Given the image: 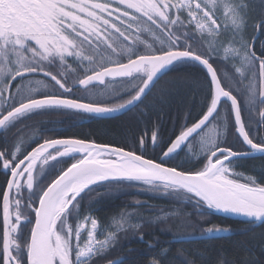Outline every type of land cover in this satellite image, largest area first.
Instances as JSON below:
<instances>
[{
  "label": "snow or ice",
  "instance_id": "1",
  "mask_svg": "<svg viewBox=\"0 0 264 264\" xmlns=\"http://www.w3.org/2000/svg\"><path fill=\"white\" fill-rule=\"evenodd\" d=\"M112 4L113 0H0V128L42 106H67L95 113L123 109L143 95L159 69L178 58L193 59L205 66L213 89L209 108L191 126L182 127L179 136L158 159L140 150L149 138L147 132L139 138L136 149L111 147L83 139H47L22 159L18 146L11 153L7 149L0 150V167L10 176L4 189L0 190V264H91V260L104 254L109 246L115 247L120 236L109 233L104 240L98 239L96 219L85 217L91 227L83 246L80 238L84 225L74 228L66 221L67 210L78 206L77 198L85 189L108 180H131L156 186L163 192L186 190V199L194 202L196 210L207 206L264 221V183L251 176L241 182L239 174L227 163L237 153L223 143L227 134L226 121H218L219 131L213 123V139L206 142L203 154H207V162L202 168L190 170L165 163V158L183 143L201 134L200 130L217 111L223 98H230L238 135L251 149L264 152V142L249 135L242 113V99L249 104L264 100V49L257 55L255 38L235 41L240 48L231 49L232 54L257 69L256 83L240 86L239 81L233 82L229 76L219 74L218 66H214V48L195 41L190 31L181 35L171 31L180 20L179 16L170 18L172 8L187 9L189 23L195 21V27L201 33L220 34L222 30H230L208 4L202 6V0L196 3L178 0L175 5L168 0H119V5H126L124 11ZM246 7L249 3L240 5L237 15L226 12L227 5L224 6L222 15L225 20H231L236 33H242L246 28L245 16L241 15ZM128 10L141 13L148 22L169 32L167 43L161 41L166 47L154 49L148 45L147 52L133 55V47L140 39L137 35L128 43L129 34L133 32V25L139 23V18ZM262 25L264 20H259L254 28L260 30ZM112 56H126L127 62L113 60ZM54 57L64 62L68 57L82 58L89 66L79 79L85 87L94 82H105L106 77L123 80L144 73L146 78L131 84V88L136 89L134 95L111 105H95L65 96L38 98L25 95L24 79L32 73L44 72L43 62ZM47 75L64 91L72 90L62 75L50 72ZM115 94L119 95L118 92ZM262 106L264 104L260 105L256 115L264 119ZM158 138L159 129L154 127L151 140L156 143ZM74 151L82 153L83 158L44 187L39 199L34 201L31 190L37 162L46 164ZM25 191L29 193L27 197L23 195ZM23 224L32 225L27 239L22 234ZM206 231L212 233L223 229L208 228ZM139 238L143 239L142 233ZM155 246L149 244V248ZM161 256L146 259L143 264H163ZM105 264L116 262L106 260ZM187 264H195V261H187Z\"/></svg>",
  "mask_w": 264,
  "mask_h": 264
},
{
  "label": "trees",
  "instance_id": "2",
  "mask_svg": "<svg viewBox=\"0 0 264 264\" xmlns=\"http://www.w3.org/2000/svg\"><path fill=\"white\" fill-rule=\"evenodd\" d=\"M185 20L180 19L177 22L180 33L190 31L195 41H202L205 47L214 48V61H221L227 67L226 70L219 71V74L227 75L231 81H239L240 86H244L245 81L235 73L231 62L222 59L225 42L222 35H217L215 40L211 41L208 36L204 35L203 37L199 34ZM45 75L43 72H36L26 77L23 81L25 95L29 93H33L34 97L53 95L54 85L52 83L48 82L45 87L42 85L41 80L51 79ZM208 79L207 73L193 61L181 60L175 64L167 76L160 80L150 98H147L144 104L136 108L133 113L117 118L100 119L90 117L84 112L71 108L44 107L27 113L10 125L13 127L26 126L34 130L49 126L65 127L69 131L64 133V136L78 137L97 144H107L111 147L124 146L132 149L139 146V138L147 132L149 138L140 150L145 155L158 159L160 153L179 134L185 121H187V125L196 122L209 108L212 98V85ZM89 88L87 87V89ZM98 101L103 102L101 99ZM117 102H121V99ZM36 113L40 114L35 118L31 117ZM226 119L229 121L227 124L233 127V120L228 116ZM174 121L178 124L177 131L171 132ZM157 126H159L160 137L156 143H153L151 133L153 128ZM49 135L53 136L51 133ZM226 139H230V137ZM189 154V150L171 153L165 158V163L169 166H178L190 170L200 169L205 165L206 162H200L193 157L190 159ZM231 166L235 171L242 172L244 170L248 174L260 176L259 173H264V155L245 160L242 164L238 161L233 162ZM130 184L134 186L128 188ZM139 186L143 189H139ZM4 187L0 190H3ZM150 188L156 189V186L131 180L97 185L89 190L92 195L89 196L87 193L83 195L87 202L92 203L93 213L90 211L85 213L86 204L83 203L84 206L80 204V213L76 211V217L79 214L82 217L91 214L98 219L103 229H109L114 222L119 223L120 225H114L113 229L120 228L118 235L123 242L122 249L129 241L141 239L139 238L140 233L143 234V239L160 241L166 247L163 253H158L163 255L161 256L163 264H187V261H195V264H222V262L223 264H264V223L256 226L250 222L219 218L205 206H201V209H206L208 212L199 215L194 202L186 199L188 194L185 190L163 192L159 189L149 190ZM136 200L142 202L139 211L133 210L134 207L139 208L138 205L133 204L131 206L129 204V201ZM166 208L170 210H166ZM174 214H180L185 219L195 218L199 221L198 225L189 228L183 226L177 230L180 231V234L164 230L161 227V219ZM187 225L188 223L185 224V226ZM218 226L230 228L234 234L213 239L173 241L175 237L197 235L209 227ZM160 229L166 232L164 237L159 231ZM157 235L159 236L157 237ZM146 244L149 245L150 243L146 242ZM118 251L119 248L116 250L117 253H114L113 250H107L104 254L92 259L91 264H105L106 260H111L117 254L123 253L122 250ZM130 255L133 256L130 260L120 264H143L149 258L147 255L140 256L138 253ZM182 258L185 260L182 261Z\"/></svg>",
  "mask_w": 264,
  "mask_h": 264
},
{
  "label": "flooded vegetation",
  "instance_id": "3",
  "mask_svg": "<svg viewBox=\"0 0 264 264\" xmlns=\"http://www.w3.org/2000/svg\"><path fill=\"white\" fill-rule=\"evenodd\" d=\"M100 2H104V0H100ZM248 3L250 6L249 9H247V11L245 10L244 13H241V15L245 16V20H246V28L242 33H236V30L234 28H232L230 21L225 20L223 18V15H222L223 13L221 14V21L220 22L225 25L226 29H230V30H222L220 33L222 35V39L225 41V43L223 44V50H226L227 52L229 51L230 53H232L231 49H233V48L239 49L240 48V44L235 42V41H238L240 39L251 40L252 38H255L254 46H255V50H256L257 54H260V50L264 49V25H262L261 29H260V33L262 36L260 39H257L255 37V35L253 34V29L257 30L256 28H254V25H258L259 20H264V0H244L243 4L241 3V0H239L238 2H234V4H236L238 7L240 5L241 6L248 5ZM171 4H173V3H171ZM112 6L114 8L119 6L121 11L127 10L126 5H119V0H113ZM239 10H240V8H239ZM128 11L130 12L131 15L137 16L139 18V23L136 25H133V32L130 34L131 35L135 34L136 36L138 35L139 37H143L146 40L144 42H138L136 45H134L133 53H132L133 55L142 54V53L147 52V50H148L147 46L148 45H152L154 49L166 47V45H161V41H164L165 44L167 43L168 37H169V32L164 31L162 28L158 27L156 24H152L151 22H148L147 17H144L141 13H136L135 10H128ZM169 15H170L171 19H176V17L179 16L178 13L175 12L174 8H172L170 10ZM171 31L175 32L176 35H181L179 26H177V25L173 26ZM232 31H235V34H237V37L234 40L230 41V40H228V34ZM129 42H130V39H129L128 43ZM120 60H124L123 62H127L126 56H124V58H120ZM50 61L51 62H49L48 64H45L47 66V68H46L47 70L45 69V72H47V73L50 72V73L56 74L57 76L62 75L65 78L66 83H68L71 86V89L75 85L80 84L79 79L83 78L87 68L89 67L86 64V62L83 61L82 58L79 60L71 61V57H68L66 62H64V61H61L59 58L54 57V58H51ZM54 61L57 62L58 67H56V65L54 64ZM237 63H239L241 66H244V62L240 58H237ZM110 66H112V65H110ZM252 66H254L256 68L255 65H252ZM139 79H144V77H142V75H136L133 79L125 78L123 80L116 79L118 81H115V82L108 81L104 87L103 86H94V87H90L89 89H87V88L86 89H83V88L78 89L77 90V94H79L78 96L70 95L68 93L67 94L63 93V91H62L63 89H61L59 87V85H57L55 83V81H53L51 79H49V80L46 79V81L45 80L44 81L41 80V81H42V85H44V87L48 84V82H50L54 85L53 86L54 94L48 95V96H43V97L65 96V97H72V98H75L77 100L92 103L95 105H111V104L117 102L119 99L122 100L127 96L130 97L131 95H133L135 93L136 89L131 88V84L133 82H135L136 80H139ZM112 87L115 90L116 89L119 90V95H116V94L113 95ZM150 96L151 95H149L147 98L149 99ZM98 99H101L103 102H99ZM146 99L143 102H141L138 107H141L144 104V102L146 101ZM224 104L229 108V104H227V103H224ZM261 104H264V100H259V101L254 100L252 104H249L246 99H242V113L243 112L245 113L248 111V116L244 117V119L246 121V130L249 132L250 136L258 137L260 140H262L264 138V119L259 118L256 115V111L259 110V107ZM262 107H264V106H262ZM38 114H40V113H36L31 117L35 118ZM48 114L50 115V113H48ZM177 126H178V124L176 123V121H174L172 123L173 128H172L171 132H176ZM185 126H187V121H185L183 127H185ZM67 131H69L67 128L57 127V126L42 127V128L35 129V130L31 129L30 127H26V126H16V127L10 126V127L6 128L4 130V132L0 135V150H5V147H6L5 144L7 143L8 138L15 139L21 135L26 138L23 140V143H22V148H21V153H20L21 159L24 158L25 154H31V152L34 151V149L36 147H38L41 143H43L47 139H80L78 137L64 136V133H66ZM34 132H36V133H34ZM50 133L54 137L53 136L51 137L49 135ZM195 140H191L189 143H187L186 148L195 147V149H196V153H195L196 159L195 160H198L200 162L203 161V163H205V162H207V154H203L204 149L201 148L196 142H194ZM87 142H90V141H87ZM231 142H233V146H234V144L238 145L237 147L230 146L233 151H235L237 153H244L245 152V151H243L245 144L243 143V141L241 140V138L239 136L238 137L235 136V139L232 140ZM246 151L248 153L253 154V151H249L248 149H246ZM9 153H11V152H9ZM53 155H55V150H53ZM81 158H83V155H78L74 151L72 153H66L64 155H60L57 158L50 160L46 164H43L42 161H38L37 165L33 171L34 188L31 190V196H32L33 200L37 201L39 199L40 192L44 187H46L51 182H53L54 179L56 177H58L65 169L70 167L72 164L77 163L78 160ZM251 158L252 159L256 158V156L251 157ZM236 161H238L240 164H242V162L245 160L239 159ZM43 167H45L46 169H43ZM242 172H243V176H245V177L251 176V177L256 178L258 182L264 183V173H259L260 176H257L255 174H253V175L248 174L244 170ZM7 179H10V176H8V173L6 170H4L2 167H0V189H2L4 187L5 181ZM23 183L26 184V181H23ZM133 186L134 185L130 184V185H128V188L133 187ZM139 187H140L139 189H143L141 186H139ZM139 193H138V196H139ZM23 195L25 197H27L29 195V193L27 191H25L23 193ZM87 195H89V196L92 195V192H88ZM82 202L86 204L84 210L87 208L88 211L93 213L94 209H92V205H91L92 203L87 202L86 198H83V199L78 201V203H82ZM129 204L131 206L133 204L138 205L139 208L134 207L133 210L139 211L140 206H141L140 204H142V202H140L139 200L129 201ZM83 206H84V204H83ZM75 211H78L80 213L81 205L78 207L74 206L73 207V213H75ZM196 211L199 215H203L204 214L203 212H208V210L201 209V207L199 210H196ZM218 217L222 218L221 216H218ZM80 218H82V217H79L77 220L74 219L73 221H71V224H72V226H74V228H76L77 224L80 223ZM31 227H32V225H28V224L22 225V230H23L22 234H23L25 239L28 238V233H29ZM220 228H224V227H220ZM139 243L146 244V242L143 239L129 241L123 247V249H122L123 253L121 252L122 254H117L116 256L112 257L111 260L113 261V260L118 259V258H124V261L127 262L128 260L131 259V257H133L132 255H130L132 253H138L140 256H146L147 255V256H149L148 259H151V258L159 255L158 253H160V252L157 251V246H155L154 248H149V250H151V251H148V254H147L143 250L142 246L139 245ZM148 247H149V245H148ZM159 247H161L163 250L166 248L163 244H160ZM108 248L110 250L114 249V247H112V246H109Z\"/></svg>",
  "mask_w": 264,
  "mask_h": 264
},
{
  "label": "rangeland",
  "instance_id": "4",
  "mask_svg": "<svg viewBox=\"0 0 264 264\" xmlns=\"http://www.w3.org/2000/svg\"><path fill=\"white\" fill-rule=\"evenodd\" d=\"M194 2H201V0H193ZM239 0H216V4H215V6L212 4V3H210V0H202V6H203V4H208V6H209V8H212L213 9V11H216V13H217V15H220L221 16V14L224 12V5L225 4H228V3H233L234 4V2H238ZM168 2L169 3H172V2H174V3H178V0H168ZM185 11L187 12V9H185ZM187 16V15H186ZM224 18V17H223ZM195 28V27H194ZM195 30L197 31V32H199L200 34H202L200 31H199V29L197 30L196 28H195ZM205 34H208V37H209V39L211 40V41H214L215 40V38L217 37V35L218 34H209V33H207V32H204ZM134 36H136L135 34L134 35H131V34H129V39H130V42L129 43H131V39L134 37ZM139 39H140V42H144V41H146L143 37H139ZM223 53V52H222ZM213 54H214V52H213ZM27 55H31V53H27ZM106 56H107V54H105ZM229 55H230V58L231 59H235V58H241V60L244 62V66H240L241 68H240V72H241V74L240 73H238L239 75H241V76H243L244 78H245V82H246V84L248 85L250 82L251 83H253V84H255L256 83V71H257V69L254 67V66H251V67H249V64L247 63V62H245L244 60H243V58L242 57H235L232 53H229ZM225 56H227V58H229L228 57V54L226 53L225 54ZM120 58H124V56H119V57H116V56H112L111 57V59H113V60H115V59H120ZM79 59H81V58H79V57H71V61H73V60H79ZM49 62H51L50 60L49 61H46V62H43V66H44V69H46L47 68V66L45 65V64H48ZM54 64L56 65V67H58V64H57V62L56 61H54ZM47 70V69H46ZM40 80H41V78H40ZM106 85V84H105ZM104 85V86H105ZM103 86V87H104ZM94 87V86H93ZM87 87H83V89H86ZM78 89H82L81 88V86H80V84H78V85H75L74 87H72V90L70 91V92H68V91H64V90H62L63 91V93H68V94H70V95H75V96H78L79 94H77V90ZM114 88L112 87V93H113V95L116 93V92H118L119 93V90H113ZM77 94V95H76ZM28 96H33L34 97V94L33 93H29L28 94ZM228 114V111L227 110H224V113L222 114V116H224V115H227ZM222 122H225V121H223L222 120ZM8 127H10V126H6V127H4L3 129H2V131H1V134L4 132V130L6 129V128H8ZM212 124H210L209 126H208V130L207 131H205L201 136H200V138L198 139V140H200V141H198V145L201 147V148H203V149H205V146H206V142L207 141H209V140H211V139H213V133H212V131H211V129H212ZM217 130L219 131L220 130V128H219V124L217 123ZM234 131H235V128L234 127H231V126H229L228 124H227V134H226V136L224 137V138H227V137H230V139H228V142L229 143H231V141L233 140V138H234ZM24 139H26L24 136H18L17 138H15V139H11V138H8L7 139V143L5 144L6 145V147H5V149H7L9 152H12L13 150H14V148L16 147V146H18V147H20V149L22 148V143H23V140ZM226 140H224L223 139V143L225 142ZM238 145L237 144H234V146L233 147H237ZM190 151V150H189ZM190 159H193L192 158V156L189 154V156H188ZM168 165V164H167ZM43 169H46L45 167H43ZM239 177H240V179H241V182H245L246 181V177H244L243 175H240L239 174ZM82 204V203H81ZM67 214V213H66ZM75 218V217H74ZM73 218V219H74ZM66 221H67V219H66ZM199 222V221H198ZM187 223V220L185 219V217L184 216H182V215H180V214H174L173 216H170V217H167V218H162L161 219V227L164 229V230H169V231H172V232H175V233H178V234H180V231H177V230H180L183 226H185V224ZM67 224H69V225H71V222L70 221H67ZM84 225V227L81 229V231L82 232H84L85 230H87L86 231V233H88V231L90 230V224L89 223H86V221H85V219L83 220V221H81L79 224H77V227H79L80 225ZM114 225H120L119 223H116V222H114L113 223V225L111 226V229L113 230V226ZM72 226V225H71ZM74 227V226H73ZM76 227V228H77ZM60 229H61V231H63L64 230V227H60ZM176 229V230H175ZM117 231H118V228H116L114 231H108V233L107 232H103V234H102V236H101V232L100 233H98L99 231H98V228H97V238L98 239H100V240H104L105 239V237L109 234V233H116L117 234ZM174 241V240H173ZM85 244V242L83 243V242H81V245L83 246ZM122 246H123V242H121V239L119 240V242L115 245V248H114V253H117L116 252V250H117V248H119V251L118 252H120L121 250H122ZM110 256H112V255H110ZM120 260H121V262H123L124 261V259L123 258H120ZM185 260V258H182V261H184Z\"/></svg>",
  "mask_w": 264,
  "mask_h": 264
},
{
  "label": "water",
  "instance_id": "5",
  "mask_svg": "<svg viewBox=\"0 0 264 264\" xmlns=\"http://www.w3.org/2000/svg\"><path fill=\"white\" fill-rule=\"evenodd\" d=\"M182 59H189V58H178L176 61L170 63L169 65H166L164 66L163 68L159 69L157 74L153 77V80L149 83V86L147 89H145L143 95L136 101L132 102L131 104H128L126 107H124L123 109H120V110H115V111H111V112H105V113H95V112H87V111H84L92 116H95V117H98L100 119H110V118H117V117H121L123 115H125L126 113L130 112L132 109H134L136 106L139 105V103L141 101H143L145 99V97L152 91V89L154 88V86L156 85V83L164 76L168 73L169 69L176 63L178 62L179 60H182ZM193 60V59H191ZM194 62H196L197 64L201 65L205 70V66L202 65L201 63L193 60ZM207 71V70H206ZM108 79H112L110 77H106L105 78V82L106 80ZM117 79V78H116ZM105 82H102V83H92L90 85H96V84H104ZM85 87V86H83ZM223 101H228L230 104V98H223L221 101H220V105ZM43 107H67V106H42L40 108H43ZM68 108V107H67ZM220 108V106H219ZM219 108L217 109V111L214 113V115L209 119L208 123L204 126L207 127L209 125V123L213 120V118L216 116L217 112L219 111ZM204 128H202L200 131H202ZM3 128H0V133H1V130ZM238 134V133H237ZM239 136V135H238ZM195 137V136H194ZM240 137V136H239ZM193 137L190 138V140L192 139ZM241 138V137H240ZM241 140L243 141V139L241 138ZM244 142V141H243ZM188 143V142H187ZM187 143H183L178 150H176L175 152H179L181 151ZM245 145H247L245 142H244ZM248 146V145H247ZM248 149L250 150H253L250 148V146L247 147ZM255 151V150H253ZM76 154L78 155H83L82 153H79V152H75ZM257 153H264V152H260V151H255L254 154H248L249 156H255V154ZM242 154H237V155H234L232 157H240ZM243 156H246V155H243ZM248 157V156H246ZM112 181H120V180H108V181H103V182H97V183H94L90 188L88 189H85L84 191H87L89 189H91L92 187L96 186V185H100V184H104V183H107V182H112ZM83 191V192H84ZM186 191V190H185ZM213 210V209H212ZM213 211H216V213L220 216H223L224 218H228V219H232V220H240V221H244V222H254L257 226L261 225L264 221H256L252 218H249L243 214H232L230 211H218V210H213ZM232 231L228 230V229H223V231H218V232H212V233H208L206 235H202V236H197V237H194V238H191V239H182L181 241H186V240H197V239H211V238H221V237H226V236H230L232 235ZM116 262V264H120L121 263V260H117V261H114Z\"/></svg>",
  "mask_w": 264,
  "mask_h": 264
},
{
  "label": "bare ground",
  "instance_id": "6",
  "mask_svg": "<svg viewBox=\"0 0 264 264\" xmlns=\"http://www.w3.org/2000/svg\"><path fill=\"white\" fill-rule=\"evenodd\" d=\"M179 2H185V0H179ZM194 2V1H193ZM173 3V5H175L176 3H174V2H172ZM194 3H196V2H194ZM241 3L243 4L244 3V0H241ZM250 7V6H249ZM249 7H246L245 8V10L247 11V9H249ZM175 9V12H177L178 13V15H179V17L181 18V19H184L185 20V18H186V20L185 21H187L188 23H189V20H188V17L186 16L187 14H186V11H185V9H177V8H174ZM190 24V23H189ZM194 22H192L190 25L194 28ZM195 29V28H194ZM199 33V32H198ZM235 33V31H232V32H230L229 34H228V40H234L236 37H237V34H234ZM200 34V33H199ZM253 34L255 35V37L257 38V39H260L262 36H261V33H260V30H255V29H253ZM201 35H203V37H204V35L205 36H208V34H205V33H202ZM219 35V34H218ZM225 43V42H224ZM228 54V57L229 58H227V56H225V54ZM229 51L227 52L226 50H223V57H222V59H224V60H226V61H230L231 62V64H232V66H233V69H234V71H235V73L239 76V77H241L244 81H245V78L243 77V76H241V75H239L238 73H240L241 74V72H240V68L242 67L239 63H237V58H235L234 60L233 59H231L230 58V55H229ZM257 55H259V54H257ZM241 59V58H240ZM215 65L214 66H218V68H219V71H224V70H226L227 69V67H226V65L223 63V62H221V61H215ZM241 66V67H240ZM202 69H204L202 66H200ZM237 69H239V71H237ZM207 76H208V73H207ZM208 78H209V76H208ZM208 80H210V79H208ZM247 86V84H246V82L244 83V87H246ZM229 118H230V115H227ZM247 117L248 116V111L247 112H243V117ZM222 120L224 121V117L223 116H218L217 118H216V122H218V121H220V122H222ZM219 123V122H218ZM262 142H264V138L261 140ZM248 146L247 145H245V147H244V150L243 151H245L244 152V154H242L239 158L240 159H242V160H251L252 158H251V156H249L248 154V152L246 151V149H248L247 148ZM249 151H253V150H250V149H248ZM243 155H246V156H248V157H246V156H243ZM170 209H172V207H170ZM170 209H168V208H166V210H170ZM232 220V219H231ZM234 221H240V220H234ZM242 222V221H241ZM187 223H188V225L187 226H184V228H189L190 226H193V225H198V221H197V219H195V218H190L189 220H187ZM161 233H162V235H163V237H164V234L166 233L164 230H159ZM159 232V233H160ZM83 232L81 231V234H82ZM159 235H157V237H158ZM184 236H181V237H175V238H173V240L174 241H181L182 240V238H183ZM213 239V238H212ZM144 241H146V242H148V243H150V244H154V245H156L157 246V251L158 252H164L163 251V249L161 248V247H158L160 244H161V242L160 241H157L156 239L155 240H146V239H143ZM161 241L163 242V243H165V241L163 240V239H161ZM139 245L140 246H142V248H143V250L147 253L148 251H149V247H148V245L147 244H144V243H139Z\"/></svg>",
  "mask_w": 264,
  "mask_h": 264
},
{
  "label": "clouds",
  "instance_id": "7",
  "mask_svg": "<svg viewBox=\"0 0 264 264\" xmlns=\"http://www.w3.org/2000/svg\"><path fill=\"white\" fill-rule=\"evenodd\" d=\"M210 3H212L215 6L216 0H210ZM225 5H227L226 12L235 13V14L239 15V7L236 4L228 3ZM229 21L231 22V20H229Z\"/></svg>",
  "mask_w": 264,
  "mask_h": 264
}]
</instances>
